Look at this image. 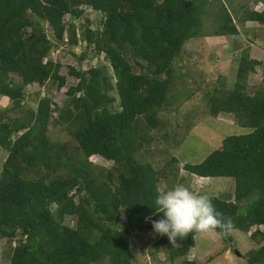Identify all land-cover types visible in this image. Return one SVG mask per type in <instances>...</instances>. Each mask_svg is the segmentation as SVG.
<instances>
[{
    "label": "trees",
    "instance_id": "obj_1",
    "mask_svg": "<svg viewBox=\"0 0 264 264\" xmlns=\"http://www.w3.org/2000/svg\"><path fill=\"white\" fill-rule=\"evenodd\" d=\"M218 3L207 13L208 0H0V97L10 103L0 108L6 151L0 239L14 243L10 264H132L133 230L162 217L152 208L159 184L179 173L176 156L155 168L142 153L151 133L163 131L162 109L180 100L170 94L174 78L185 75L184 66L175 67L184 45L214 37L231 38L235 73L220 74V85H204L205 109L211 117L233 114L249 132L226 136L201 162L181 170L234 179V200L210 196L233 225L227 233L215 231L225 242H232V231L250 233L247 264H264V84L254 92L248 84L264 61L237 47L253 43L237 21L264 26V8L238 16ZM88 10L98 17H87ZM59 47L69 49L77 65L52 59ZM68 77L77 82L67 86ZM36 84L46 94L31 91ZM61 90L63 102L53 96ZM35 94L36 106L26 105ZM52 122L74 142L53 140ZM98 157L113 166L94 165ZM196 235L174 243L160 235L165 264H199L187 257Z\"/></svg>",
    "mask_w": 264,
    "mask_h": 264
},
{
    "label": "rangeland",
    "instance_id": "obj_2",
    "mask_svg": "<svg viewBox=\"0 0 264 264\" xmlns=\"http://www.w3.org/2000/svg\"><path fill=\"white\" fill-rule=\"evenodd\" d=\"M231 14L242 16L246 9L262 10L264 8V0H221ZM209 4L207 13L210 12V6L216 7L218 0H208ZM213 10V8H212ZM90 19L98 17L91 10L86 12ZM88 17V16H87ZM211 15L206 16V25L211 23ZM82 20L77 21L79 27ZM45 24V23H44ZM239 29L250 36V41L237 44V47L248 48L249 55L257 60L264 61V26L251 21H237ZM47 32L52 35L47 23L45 24ZM79 29V28H78ZM80 32V31H79ZM242 32V33H243ZM231 38L229 37H214L211 39H202L195 41L191 39L184 45L183 54L175 63V67L179 70L182 66L180 75L184 77L177 80L174 78V91L170 95L175 97L180 96L177 102L173 99L160 112L161 120H163V131H153L151 143L145 152L142 153L143 159L151 161L155 168H163L165 163L172 156L178 158L176 163L179 168L177 176H171L168 180H162L159 184V190L165 191L177 185L189 186L192 190L206 192L209 196H217L221 199L234 200V179L229 177H212L198 178L196 175L187 173L181 170L185 163H199L213 150L221 146L222 140L231 134L247 133L249 129H245L239 125L236 117L233 114H220L217 117H211L208 110L205 109L203 95L205 84L220 85L219 75L229 72V77L235 69L233 57L236 55L233 52L228 53ZM250 43V44H249ZM229 45V46H228ZM243 45V46H242ZM249 45V47H247ZM232 46V45H231ZM60 49L53 51L50 54L52 59H61L63 64L77 65V58L70 53L69 49ZM236 48V44H235ZM76 54L80 53L79 47H73ZM97 58L93 61L87 60V63L94 65ZM100 62H104L100 58ZM65 70V69H64ZM227 71V72H226ZM256 73H251L249 76V87L254 92L258 87L264 84V65L258 67ZM175 77V76H174ZM234 77V76H233ZM219 79V80H218ZM68 84H74L72 77H68ZM231 82V80L229 81ZM175 84V85H174ZM233 83H229L232 86ZM172 86V88H173ZM256 86V88L254 87ZM39 89L37 84L31 88V91L40 92L38 97L46 94ZM53 96L63 102L65 99L64 90L59 92L53 91ZM34 100H29L26 105L35 107L37 95ZM10 103L0 97V108L9 107ZM11 116H16L18 113L9 112ZM188 123L192 124L191 129H186ZM54 124V125H53ZM49 135L55 141H68L73 143L72 136L60 125L51 123L49 126ZM168 136L163 139L162 136ZM6 151L0 148V166L2 165ZM96 166L109 169L113 166V162L107 159L98 157L92 160ZM121 221L126 222L125 216H121ZM232 242L223 240L224 236L217 233L215 230L208 233H198L195 238V246L192 247L187 255L189 259H195L199 264H247V252L254 248V244L250 238V233L235 230L231 232ZM160 235L153 232L152 224L144 225L143 229H134L131 235V255L132 264H165L166 253L163 247L158 243ZM13 243V242H12ZM6 239H0V264H10L9 257L11 253V245ZM14 244V243H13ZM238 251L240 254H237ZM179 261V260H178ZM177 261V262H178ZM108 261H106L107 263Z\"/></svg>",
    "mask_w": 264,
    "mask_h": 264
},
{
    "label": "clouds",
    "instance_id": "obj_3",
    "mask_svg": "<svg viewBox=\"0 0 264 264\" xmlns=\"http://www.w3.org/2000/svg\"><path fill=\"white\" fill-rule=\"evenodd\" d=\"M154 205L155 212L163 215L151 221L153 232L167 235L173 243L177 238L183 239L193 232L208 233L218 229L227 233L233 227L231 220L221 218L206 192L194 191L189 186L177 185L157 192Z\"/></svg>",
    "mask_w": 264,
    "mask_h": 264
},
{
    "label": "water",
    "instance_id": "obj_4",
    "mask_svg": "<svg viewBox=\"0 0 264 264\" xmlns=\"http://www.w3.org/2000/svg\"><path fill=\"white\" fill-rule=\"evenodd\" d=\"M235 252H237V254H240L237 250Z\"/></svg>",
    "mask_w": 264,
    "mask_h": 264
},
{
    "label": "bare ground",
    "instance_id": "obj_5",
    "mask_svg": "<svg viewBox=\"0 0 264 264\" xmlns=\"http://www.w3.org/2000/svg\"><path fill=\"white\" fill-rule=\"evenodd\" d=\"M159 123H160V122H159ZM159 123H158V124H159Z\"/></svg>",
    "mask_w": 264,
    "mask_h": 264
}]
</instances>
